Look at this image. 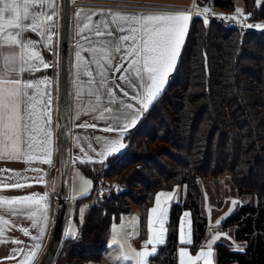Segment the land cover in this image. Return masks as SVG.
Segmentation results:
<instances>
[{"label": "trees", "instance_id": "obj_1", "mask_svg": "<svg viewBox=\"0 0 264 264\" xmlns=\"http://www.w3.org/2000/svg\"><path fill=\"white\" fill-rule=\"evenodd\" d=\"M211 1L196 0L179 65L164 93L128 135L125 152L100 165H80L96 185L99 170L113 162L105 176L118 170L119 179L115 185L107 184L99 202L86 210L84 223L80 208L92 200L95 188L78 200L75 218L80 235L63 236L55 264H104L113 226L137 206L145 229L156 194L181 185L187 191L171 209L167 242L151 257L155 264H178L183 211L193 213L196 251L209 230L201 212L202 183L213 186L221 205L227 181L254 202L239 203L215 228L221 232L235 228L236 239L247 242L244 251L216 244L217 261L264 264V30L247 27L264 22V0H243L251 14L245 24L204 12L207 8L233 13L235 0H214L212 7ZM204 15L210 16L207 23Z\"/></svg>", "mask_w": 264, "mask_h": 264}, {"label": "crops", "instance_id": "obj_2", "mask_svg": "<svg viewBox=\"0 0 264 264\" xmlns=\"http://www.w3.org/2000/svg\"><path fill=\"white\" fill-rule=\"evenodd\" d=\"M71 18H70V47H69V60H68V78H69V111H68V152H67V168L65 173V185L70 180L81 179L80 184H84V181H89L88 174L80 165H100L108 161V159L114 155H121L128 147V135L138 127L145 115L152 108L154 103L161 97L166 90L168 84L165 83L162 91L149 108L141 112L134 126L129 127L122 134L118 131L105 132V127H110L116 124L112 119L113 115H119V113H101L100 111H92L95 107L94 96L89 95L90 88L95 89L99 87V76L96 75V65L92 62L93 56L89 49L96 47L99 48L101 39H107V37L101 38L95 35V29L97 25H100L101 21L109 23V30L114 25L111 21L115 14L123 15H135L140 17H146L148 15H188L190 16L188 30L183 39L179 56L175 62V66L170 70L166 77V81H170L169 77L173 75L179 65V61L185 45L187 43L189 33L191 30L192 20L195 15L196 0H71ZM157 5H172L175 7H182L180 11L173 8L174 11H168L167 8H160ZM46 15H51L52 20L47 21L50 25V33L45 32L44 37L27 32L25 35L28 38H32L35 43V48L30 51H37L40 53L41 58L45 63L49 64L48 68H44L40 64L39 60H31L30 63L35 64L37 69L31 74L25 71L20 74L21 79L37 83L43 79L49 81L48 85L40 84L41 92H50L51 104L47 105L48 112L42 118L41 123L44 120H49L46 127L51 131L52 135L48 139L51 141L49 145H41L37 147L35 151V159L29 160L23 155V149L20 145L17 146L16 154L0 153V201L4 200H21L19 204H4L0 203V209H17L21 214L13 212L8 214L7 211H0V264H40L47 252V249L51 243L58 211L59 203V181H60V103H61V91H62V29L64 18V0H52V4H46L44 8L37 9ZM209 11V10H208ZM43 18V17H42ZM246 21H248L246 19ZM123 23L122 21H118ZM25 23H31L27 21ZM89 25L88 28H84V25ZM51 35V40L48 41V36ZM127 34V33H124ZM121 33H114L113 39ZM11 51L8 47L4 48V53L8 54ZM80 52L81 56V70L79 77L77 76V59L76 53ZM181 54V55H180ZM99 56V53H97ZM117 56L121 55L119 53ZM9 63L3 58H0V71L4 69L5 64ZM19 56L17 55L16 67H19ZM115 63V61L113 62ZM87 66L88 70L93 72L95 83H89V77L84 75V67ZM124 67L127 68V61H124ZM105 72L108 74L107 86L112 89L118 99H125L126 102H132L136 106L135 101H128L123 97L120 87L123 85V81L118 79L119 76L125 75L124 70L120 72H109L105 68ZM169 79V80H167ZM115 81V82H113ZM30 94L35 95V89L28 90ZM103 91V90H102ZM130 95L131 90L129 89ZM107 104V99L102 96V105ZM23 107V105H22ZM45 105H39L37 111L40 112ZM114 109L119 105H111ZM59 111V113H58ZM79 113V118L77 115ZM122 122V121H121ZM88 123L95 125V127L84 128L80 125ZM118 127V125H117ZM126 134V137H125ZM39 139H44L43 133H34ZM123 136L125 147L120 152L107 155L106 157H100L98 153L102 151V143H96L95 137H101L104 139L112 140L117 139L119 136ZM91 144L92 148L88 145ZM2 147V144H0ZM50 149L48 154H45L43 148ZM9 152H11V143L8 144ZM92 149H95L93 151ZM19 174V175H17ZM87 174V175H86ZM87 176V177H86ZM19 183L21 187L17 188L16 184ZM80 184L77 188H80ZM74 185V183H72ZM87 189L90 187V183L85 185ZM186 186L178 185L171 190H161L156 194V197L161 192L172 194V199L165 203V198L161 197V207L168 208V216L165 227V243L168 238L167 225L171 214V207L173 203H178L186 195ZM79 193V192H78ZM35 196L34 201H23L25 196ZM76 195V194H75ZM40 197H46V200L40 199ZM156 197L153 206L149 210L147 225L144 229L141 222V211L139 208H134L132 212L124 217L120 224H115L112 228V235L109 237V251L107 257L111 254L120 261V264H137V261L141 258L134 255L135 252L146 251L151 253L153 244H148L150 235H153L159 231L158 223L153 225V232L149 233L148 220L153 216L151 209L156 206ZM83 198V197H82ZM81 198H74V201ZM236 203L233 204L232 202ZM254 199L250 195L240 196L238 194V188L232 181L226 182V191L224 201L221 205L219 203V197L215 192L213 186L202 183V196H201V212L208 220L209 230L203 242L199 244L196 251L193 250L194 245V218L191 210H184L180 220L179 227V242L180 236L183 235L186 239L190 240L188 244H181L178 248V264H180V251L188 253L193 261L200 255L201 252H207L208 244H212L211 251L213 252L212 261L213 264H219L217 261L216 244L224 243L226 245L235 247L236 249L244 251L247 246V242L239 241L235 236V228H231L228 232H221L215 228L220 225L226 218H228L236 209L239 203L252 204ZM83 206L80 208V219L85 218V210ZM39 209L40 212L47 216V223L44 224L37 213V216L33 219L37 220V226H33V219H29L32 211ZM46 209V211H45ZM77 209V208H76ZM81 210H84L83 213ZM188 213L185 217L184 213ZM84 215V216H83ZM83 216V217H82ZM158 216V214H157ZM7 221L4 224L3 221ZM85 221V219L83 220ZM45 227L44 235L38 240H33L32 237L40 236V227ZM23 230H27V234ZM65 230V227H64ZM116 230L119 231L120 236L116 237ZM132 232L133 241L130 240L128 235ZM80 235V231L75 237ZM219 239H214L215 237ZM116 238L117 243L113 244V238ZM15 241H19L16 243ZM39 243L40 248L37 249L35 245ZM155 244V240L153 242ZM164 243V244H165ZM155 244L158 249L161 245ZM127 257V259H124ZM151 255L144 258L151 264ZM186 257L185 259H187ZM108 261V260H107ZM196 264H204L203 257L196 262ZM235 264V263H234Z\"/></svg>", "mask_w": 264, "mask_h": 264}, {"label": "snow or ice", "instance_id": "obj_3", "mask_svg": "<svg viewBox=\"0 0 264 264\" xmlns=\"http://www.w3.org/2000/svg\"><path fill=\"white\" fill-rule=\"evenodd\" d=\"M46 4L51 5L52 0H0V58H3L9 63L5 64L4 69L0 71V153L16 154L17 146L20 145L23 149V155L29 160L35 159V151L38 146L49 145L51 141V131L46 127L49 120L42 118L48 112L47 105L51 104L50 92H41L39 85H48L49 81L43 79L37 83L25 81L21 79L20 74L25 71L31 72L37 69L35 64L30 63L31 60H39L40 64L46 69L49 67L45 63L37 51H30L35 48V41L32 38L26 37V33L31 31L44 37L45 32L51 31L50 25L47 21L52 20L51 15H46L37 9H42ZM208 9L205 8L204 12ZM240 10L237 9V12ZM43 17V18H42ZM31 21V23H25ZM118 21H122L120 23ZM190 16L188 15H148L140 17L135 15L115 14L111 23L114 27L109 30V23L101 21L95 29L97 37H107L101 39L100 47H93L89 49L92 53V62L96 65V75L99 76V87L89 90V95L94 96L95 107L92 111H100L101 113H119L113 115L112 119L116 122L113 126L105 127V132L118 131L119 133L125 132L129 127L134 126L137 122L141 112L147 110L150 105L156 100L162 91L165 80L170 70L175 66V62L180 53V48L188 30ZM207 23V20L204 21ZM89 25H84L88 28ZM247 27H253V24H247ZM261 28V25H256ZM114 33H121L113 39ZM127 33V34H124ZM51 40V35L48 36V41ZM8 47L11 51L8 54L4 53V48ZM99 53V56L97 55ZM119 53L121 55L117 56ZM17 55L19 56V67H16ZM77 59V76L80 75L81 70V56L80 52L76 53ZM115 61V63H113ZM124 61H127V68L124 67ZM109 72H120L122 69L125 75L118 77L123 81V85H118L123 97L128 101H135L136 106L132 102H126L125 99H118L110 87L107 86ZM84 75L88 76L90 85L95 83L93 72L88 70L85 66L83 70ZM115 82V81H113ZM29 89H35V95L29 93ZM131 90V95L129 92ZM103 90V91H102ZM102 96L107 99V104L102 105ZM23 105V107H22ZM39 105H45L43 109L38 112ZM111 105H119L114 109ZM79 118V113L77 115ZM122 121V122H121ZM118 125V127H117ZM81 127H95L88 123L80 125ZM34 133H43L44 139H39ZM96 143H102V151L98 153L100 157H106L120 152L125 147L122 142L123 136L120 135L117 139H104L95 137ZM11 143V152H9L8 144ZM92 148V145H88ZM95 151V149H92ZM45 154H48L50 149L43 148ZM19 175V174H17ZM90 181L85 180L84 184H89ZM19 188L21 185L16 184ZM161 197L165 198V203L171 200L172 194L161 192L156 197V206L151 209L153 216L148 220L149 233L153 232V225L158 223L159 231L150 235L148 244H153L151 253L146 251L135 252L134 255L139 257L137 264H149L146 257L156 256L157 248L155 244L165 243V223L168 216V208L161 207ZM23 201H34L35 196H25ZM46 200V197H40ZM4 204H19L21 200H4L0 201ZM233 204L236 202L233 201ZM0 211H7L8 214L16 212L21 214L20 210L8 209ZM46 211V209H45ZM84 210H81L83 213ZM40 214L44 224L47 223V216L40 212L39 209L32 211L29 219H33ZM158 214V216H157ZM185 217L188 213H184ZM7 224V221H3ZM37 220L33 219V226H37ZM2 231V229H0ZM27 234V230H23ZM45 227H40V236L32 237L33 240H38L43 237ZM74 233L70 229L69 235ZM214 239H219L215 237ZM155 240V244L153 243ZM19 243V241H15ZM117 240L113 238V244ZM181 244L190 243L186 239L183 232L180 236ZM37 249L40 244L35 245ZM208 251L201 252L193 261L188 257V253L181 249L180 251V264H196L202 257L204 264H213L212 244L207 245ZM239 250V249H238ZM188 257L187 259H185ZM127 259V257H124ZM151 264H155L152 261Z\"/></svg>", "mask_w": 264, "mask_h": 264}, {"label": "rangeland", "instance_id": "obj_4", "mask_svg": "<svg viewBox=\"0 0 264 264\" xmlns=\"http://www.w3.org/2000/svg\"><path fill=\"white\" fill-rule=\"evenodd\" d=\"M235 2L237 3V9L240 10L239 12H237V9L233 13H224V12H221V11H218V12L213 11V13H215L214 15L224 16L227 20H231V21H235V22L236 21H238V22L240 21V24L247 23V21L245 22V20L246 19L248 20V18L250 17L251 14L246 13L245 2L243 0H235ZM212 6H213V4L211 5V7ZM157 7L167 8L166 9L167 12L168 11H174L175 9H178V11H180L181 8H182V7H175V6H172V5H166V6L157 5ZM173 8H174V10H173ZM209 17L210 16H208V15H204V18L207 21L210 19ZM251 24H253V28H256V29H259V30H264V22L260 21L258 23H251ZM256 25H261L262 27L261 28H257ZM169 79H170V77H169ZM169 79H167V80H169ZM165 83L169 84V81L165 80ZM58 113H59V111H58ZM125 137H126V134H125ZM125 137H124V140H125ZM124 140H122L123 143H124ZM114 156H117V155H114ZM113 164H114L113 162L110 163V164L109 163L106 164V168L104 170H102V171H101V169L99 170V168L95 167V171L94 172H96V170L97 171L99 170V172H98L99 173L98 174V180H97L96 185L94 184L95 182H94L93 178L90 175L86 174L89 177V181H90V187L88 189H87V187L85 185L80 184L81 183V179L80 180L74 179L73 182L71 180L69 182H67V185H66L67 213H66L65 224H64V227H65L64 239L67 238V237H75L77 235V233H78L79 226H80L78 224L76 218H75V213H76V210H77L76 209L77 208V200L74 201V198L87 197V196H89L92 193L94 188L96 186H98V188H100L101 192L99 191L97 193V190H96V192L94 193L95 195L93 196L92 200L87 202V203H85L84 206H83V209L86 212V210H88V208H90L93 203L95 204V203L99 202L100 197H102L104 195L105 191H107V189H106L107 184H108V187L112 186V185H115L116 181L119 179L118 176L116 175V172L118 170H115V173L111 174L110 177L105 176V172H107V170L111 169ZM117 168H118V166L116 167V169ZM107 173H106V175H108ZM104 180H105V186L103 185L104 184ZM72 183H74V185H72ZM78 184H80V188L79 189L77 188ZM94 185H95V187H94ZM115 188H116V186L113 189H115ZM108 193H109V191H108ZM174 204L175 203L172 204V207H173ZM172 207H171V209H172ZM135 208H139V207L135 206ZM83 220H82V222L84 223L85 221H83ZM170 220H171V214H170V218H169V223H170ZM169 223L167 225V230H168V227H169ZM179 227H180V224H179ZM70 229L74 233L73 235H69ZM111 235H112V231H111L110 236ZM119 236H120L119 231L116 230V237H119ZM128 237H130V240L133 241L132 232H130ZM239 251H242V250H239ZM103 260H104V264H120V261H118L113 254H111L110 257H107V254H106V256L104 257ZM52 264H55V262H53ZM84 264H100V263L99 262H95V261H86Z\"/></svg>", "mask_w": 264, "mask_h": 264}, {"label": "water", "instance_id": "obj_5", "mask_svg": "<svg viewBox=\"0 0 264 264\" xmlns=\"http://www.w3.org/2000/svg\"><path fill=\"white\" fill-rule=\"evenodd\" d=\"M71 0H64V18L62 29V91H61V103H60V181H59V203L57 211V219L51 239V243L45 253L44 258L40 264H52L54 258L59 250L63 236H64V224L67 213L66 202V185H65V173L67 168V152H68V111H69V78H68V60H69V47H70V18H71Z\"/></svg>", "mask_w": 264, "mask_h": 264}, {"label": "built area", "instance_id": "obj_6", "mask_svg": "<svg viewBox=\"0 0 264 264\" xmlns=\"http://www.w3.org/2000/svg\"><path fill=\"white\" fill-rule=\"evenodd\" d=\"M214 0L211 1V5L213 4ZM208 13H213V9H210ZM246 22V20H245ZM98 189V186L95 187V191Z\"/></svg>", "mask_w": 264, "mask_h": 264}]
</instances>
